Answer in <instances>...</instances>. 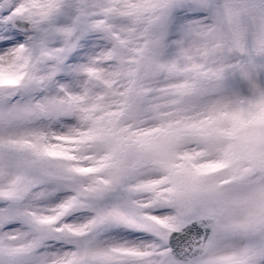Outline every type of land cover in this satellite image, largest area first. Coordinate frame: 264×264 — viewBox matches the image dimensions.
<instances>
[{"label": "snow or ice", "instance_id": "6c2138e0", "mask_svg": "<svg viewBox=\"0 0 264 264\" xmlns=\"http://www.w3.org/2000/svg\"><path fill=\"white\" fill-rule=\"evenodd\" d=\"M0 264H264V0H0Z\"/></svg>", "mask_w": 264, "mask_h": 264}]
</instances>
